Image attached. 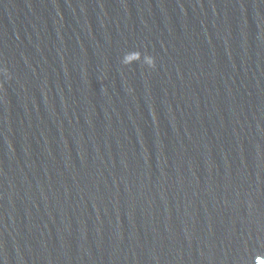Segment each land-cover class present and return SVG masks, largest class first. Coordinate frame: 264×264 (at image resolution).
<instances>
[{"label": "water", "instance_id": "95a60500", "mask_svg": "<svg viewBox=\"0 0 264 264\" xmlns=\"http://www.w3.org/2000/svg\"><path fill=\"white\" fill-rule=\"evenodd\" d=\"M0 264H264V0H0Z\"/></svg>", "mask_w": 264, "mask_h": 264}]
</instances>
